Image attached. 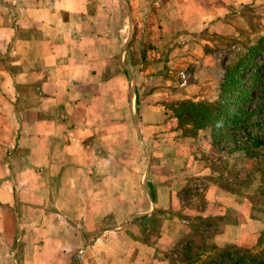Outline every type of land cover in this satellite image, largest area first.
<instances>
[{
    "label": "crops",
    "instance_id": "0c3cea01",
    "mask_svg": "<svg viewBox=\"0 0 264 264\" xmlns=\"http://www.w3.org/2000/svg\"><path fill=\"white\" fill-rule=\"evenodd\" d=\"M245 5L264 0H0V264H174L226 211L207 241L255 243L264 218L213 182L168 69Z\"/></svg>",
    "mask_w": 264,
    "mask_h": 264
},
{
    "label": "rangeland",
    "instance_id": "374dc122",
    "mask_svg": "<svg viewBox=\"0 0 264 264\" xmlns=\"http://www.w3.org/2000/svg\"><path fill=\"white\" fill-rule=\"evenodd\" d=\"M230 16L233 21L225 20L220 33L205 30L197 36L199 46L191 51L196 61L188 62L179 71L168 68L178 85L189 89L185 90L189 98L172 102L170 106L188 102L209 104L214 108V116L203 127L196 129L192 121L185 119L184 132L197 140L201 158L215 171L213 182L235 193L238 199L249 198L251 216L264 218V8L245 5L236 8ZM202 54L209 58L203 59ZM202 68L207 69L210 77L199 81ZM207 181H194L192 185L197 190L183 198H191L198 207L202 206L204 200L199 189L205 187ZM203 219L209 222L204 228L205 239L213 227L220 230L224 223L235 221L227 211L218 218ZM204 221L193 219L192 225ZM262 231L251 246L224 245L229 248V255L214 261L217 264H264ZM207 244L212 243L207 241ZM205 256L191 264H204ZM179 257L180 250L174 258Z\"/></svg>",
    "mask_w": 264,
    "mask_h": 264
},
{
    "label": "trees",
    "instance_id": "16d2710c",
    "mask_svg": "<svg viewBox=\"0 0 264 264\" xmlns=\"http://www.w3.org/2000/svg\"><path fill=\"white\" fill-rule=\"evenodd\" d=\"M180 125L183 126L185 119L192 121V125L197 129L207 124L214 116V108L209 105H199L195 103L180 102L171 106ZM185 130V129H183ZM198 220H205L203 217H197ZM209 222L204 221L199 224H195L197 228L193 229V232L187 235L182 242H179L171 250V256L174 264H191L192 261H200L207 254H212L204 261V264H217L214 260H218L225 255H229L227 247H218L215 244H207L205 239V226H208ZM264 232V231H262ZM262 235V234H261ZM261 235L258 237V241L261 239ZM180 250L181 257L177 260L174 255H178ZM207 253V254H206ZM208 262V263H205ZM256 264H259L257 262Z\"/></svg>",
    "mask_w": 264,
    "mask_h": 264
}]
</instances>
